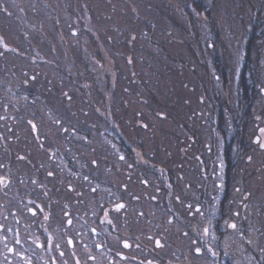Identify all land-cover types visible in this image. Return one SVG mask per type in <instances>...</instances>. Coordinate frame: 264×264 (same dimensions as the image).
<instances>
[{"label": "rangeland", "instance_id": "374dc122", "mask_svg": "<svg viewBox=\"0 0 264 264\" xmlns=\"http://www.w3.org/2000/svg\"><path fill=\"white\" fill-rule=\"evenodd\" d=\"M247 55L258 91L233 113L216 96L235 99ZM189 121L203 126L186 139ZM261 144L264 0H0V264H55L39 257L65 240L60 222L100 216L104 248L129 256L159 240L188 245L184 264H264ZM188 205V234H139L140 217Z\"/></svg>", "mask_w": 264, "mask_h": 264}, {"label": "flooded vegetation", "instance_id": "af4514ba", "mask_svg": "<svg viewBox=\"0 0 264 264\" xmlns=\"http://www.w3.org/2000/svg\"><path fill=\"white\" fill-rule=\"evenodd\" d=\"M188 129L186 130L185 134L187 135L186 138H190L191 136V130H189V128L192 127H196V126H203L202 122H196V121H189L188 123ZM199 135V134H197ZM192 140H194L193 137H191ZM190 149V146H189ZM141 156L139 157V160H142L143 155L140 154ZM158 180H161L160 177H158ZM43 186H40L39 188L41 189ZM46 202V201H44ZM124 205V204H123ZM47 210H51L50 208H48L47 204L45 206ZM187 210L185 211V214H183L184 216H179V217H173V216H167V217H144V218H139L138 219V223H139V227H138V232H140L139 234H142L143 236H149V233L151 234L154 225H156V228H161L163 231H169L171 236L173 234H176V231L180 232L179 230H176L174 232V229L171 228L174 223L173 221H176V223H179L178 225L181 226L183 225L182 228H184L185 233H187V231L189 232V224H191V222L194 223H198L196 221V217H191L190 215L192 214V209L190 208V205H188V207H186ZM201 208L202 205L200 206V204H198L197 206V212L198 214L201 213ZM40 210H42V205H40ZM44 213V216H41V218L39 219V228L42 229H46L47 226H49L51 228V226L48 224L50 220V218H52V212H50V214H48L47 211H42ZM195 212V209H194ZM38 212H34V214L31 216H37ZM45 216L48 217V219H45ZM151 218H153L154 220H152ZM77 220V218L74 219V222ZM80 225L78 226L77 222H72L70 225L67 224V220L63 223L60 222V224L58 225V229L56 230L57 232L61 229L64 231V233L66 234V238L65 240L63 239L62 236V232H60V236L58 239H62L59 242H56V246H55V250L51 251V252H47L46 249H44L43 251V255H41L39 257V261L40 259H42V257H44L45 259H47L50 263L53 260V263L55 262V264H64L63 263V255L61 256V253L65 254L66 252H69L71 254V258H70V262H68V260L65 261V264H76V261H79V264H132V261H134V264H149V262H151V264H184L186 263V257H188L189 255L185 254L187 253L186 250H188V245H186L185 243L183 244L184 246H186V248H183L184 250H179L174 248V246L172 244H169V246L167 247V249L171 250L170 252L168 251V254L163 252L164 250L166 251V248H164L165 243H161V247H157L156 243H154V241L151 239V237L149 238L150 240L153 241L152 242H140V244L137 246V250H138V254L134 255L132 254L131 256L128 255L127 252H125V250L121 251V252H117L116 249H112V248H104L106 245L107 246H112V244H110L108 242L109 238H102L103 233L101 232L102 229H104V226H110L109 223L106 218L104 216H100L97 218L94 217H82L80 218ZM209 221H213L215 222L217 220L216 217L214 218H209ZM222 220L219 219L218 222ZM202 222H205V218H203ZM109 224V225H108ZM219 224V223H218ZM72 225V226H71ZM175 226L177 224H174ZM188 225V226H185ZM72 229V232L69 234L68 231H70ZM93 229H95V231H93ZM172 229V230H171ZM180 229V228H177ZM51 230H53L51 228ZM39 233L41 231H38ZM56 233V232H55ZM155 232H153V234H155ZM152 236V234H151ZM69 240L72 241L71 244H69ZM156 240V239H155ZM128 244V243H127ZM97 245H100V247H97ZM129 245V244H128ZM59 246V247H57ZM65 247H68L67 249ZM129 247H131L129 245ZM127 249V247H125ZM69 249V250H68ZM113 250L116 254L113 255ZM182 252L183 253V259L182 258H177L179 255H176V252ZM167 252V251H166ZM198 255L201 254V252L197 253ZM55 255V256H54ZM29 257H31L29 254L27 255ZM89 256L94 257V259H89ZM135 257V258H134ZM43 261V259H42ZM41 261V262H42Z\"/></svg>", "mask_w": 264, "mask_h": 264}, {"label": "trees", "instance_id": "16d2710c", "mask_svg": "<svg viewBox=\"0 0 264 264\" xmlns=\"http://www.w3.org/2000/svg\"><path fill=\"white\" fill-rule=\"evenodd\" d=\"M199 2H196L195 4H194V6L195 7H197V8H200L201 6L198 4ZM262 24V21L261 22H258V23H255L254 25H253V27H254V30L251 32V34H255V35H257L256 33H257V30L256 29H258L259 27H260V25ZM255 35H254V37H255ZM248 45V44H247ZM247 47H249L250 48V46L248 45ZM248 53V52H247ZM245 62H247L246 63V69H245V72H243L242 74H241V77H240V79H239V82H238V87H237V93H236V97H235V99H231L232 97L231 96H229V95H224V94H222L221 96H219V95H217L216 96V99H218V100H221V102H222V105H227L228 106V104H230V105H232L230 108H229V110H230V112H236V106H238L239 105V103L242 101V102H244V104L246 105V106H250V105H252L251 103H252V101H253V98H255L256 97V95H257V91H258V83L257 82H255V78L254 77H250V74H251V76L253 75L252 74V69L251 68H249V64H250V66H251V61H250V56L249 55H247V58H245ZM217 70L219 71L218 72V77H220L221 78V90L222 89H224L226 86H227V84H228V82H229V79H226V75H225V73H226V70L224 69V66L221 64L219 67H217ZM65 76V75H64ZM250 77V78H249ZM236 121V120H235ZM196 122H198V121H196ZM237 123V122H236ZM235 123V124H236ZM220 124V123H219ZM187 126H188V124H186ZM237 126H236V129H235V131H234V133H233V135L235 134V133H237L238 131H240V130H244V128H243V126H240L239 124H236ZM220 128V125L218 126V129ZM182 129V128H181ZM188 129V128H187ZM225 135H226V132H225ZM185 136L187 137V135L185 134ZM187 139V138H186ZM186 139H183V140H186ZM228 147H230V146H228ZM229 149V148H228ZM228 169H230V167H228ZM56 181V180H55ZM48 188H47V190L45 189V187H44V194L46 195V197L48 196V197H50V198H52V195H50L51 194V192L54 190V191H56V192H58V190H59V187H58V185H57V182H56V184H54V185H50V186H47ZM55 195L57 194V193H54ZM53 199V198H52ZM46 202H47V206H48V208H50V209H53V207L54 206H52L51 205V201H48V200H45ZM53 204V203H52ZM38 207V206H37ZM40 208V207H39ZM55 208H56V206H55ZM49 210V209H48ZM8 217H9V213H8Z\"/></svg>", "mask_w": 264, "mask_h": 264}, {"label": "snow or ice", "instance_id": "6c2138e0", "mask_svg": "<svg viewBox=\"0 0 264 264\" xmlns=\"http://www.w3.org/2000/svg\"><path fill=\"white\" fill-rule=\"evenodd\" d=\"M29 123L31 124V121H29ZM57 123H59V121H57ZM33 130H35V125H33ZM262 148H264V144H261L260 145ZM20 159H24L23 157H20ZM0 167H2V165H0ZM52 175V173L50 172L49 173V176H51ZM7 181H6V178H4V177H0V184H4V183H6ZM34 183H35V181H34ZM93 191H95V190H93ZM116 209L117 210H119V209H122V208H124L125 207V205H123V204H117L116 206ZM28 211H30V212H34V210L33 209H31V208H29L28 209ZM68 214L67 213H65V216H67ZM45 219L47 220L48 219V217L47 216H45ZM72 223V221H71V219H68L67 220V224H71ZM109 223H111V221H109ZM0 227H2V226H0ZM230 227H232V228H235L236 227V225L235 224H232V225H230ZM93 231H95V229H93ZM205 231H207V230H205ZM16 243H20V240L19 239H17L16 240ZM72 243V241L71 240H69V244H71ZM156 245H157V247H161L162 245H161V242L159 241V240H156ZM39 246V245H38ZM129 245L127 244V242H124V247H128ZM57 247H59V246H57ZM97 247H100V245H97ZM9 252H12L13 251V249L12 248H8L7 249ZM196 252L197 253H199L200 252V249L199 248H197L196 249ZM17 255H19V253H17ZM63 255V253H61V256ZM89 259H94V257H91V256H89ZM76 264H79V261L77 260L76 261ZM149 264H151V262H149Z\"/></svg>", "mask_w": 264, "mask_h": 264}]
</instances>
